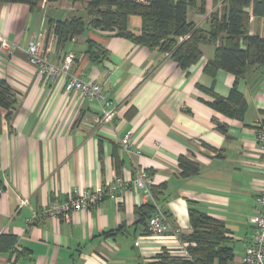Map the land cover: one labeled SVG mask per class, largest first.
I'll list each match as a JSON object with an SVG mask.
<instances>
[{
	"label": "crops",
	"instance_id": "obj_1",
	"mask_svg": "<svg viewBox=\"0 0 264 264\" xmlns=\"http://www.w3.org/2000/svg\"><path fill=\"white\" fill-rule=\"evenodd\" d=\"M221 7V0H206L205 11L190 9L189 18L209 28ZM85 13V4L73 0H42L35 7L0 2V79L17 94L11 118L3 111L0 124V235L18 237L14 249L0 252V264H150L166 250L183 255L184 237L193 232L192 205L226 224L235 253L230 264H243L264 188L257 141L264 66L239 81L248 108L243 119L231 117L210 103L215 94L227 97L236 80L227 70H206L216 43L202 44L200 58L186 69L171 54L115 31L90 27L58 43L51 21ZM141 26V17L131 16L130 29L139 33ZM249 31L264 37V16L251 14ZM31 39L50 48L58 67L74 53L72 73L100 83L104 99L68 92L65 75L42 72L26 50ZM89 41L106 48L107 57L92 60ZM107 101L114 115L98 121ZM128 133L130 151L122 144ZM182 157L196 162L198 172L183 174ZM143 169L161 185V205L178 234L146 230L137 213L144 194L133 184ZM116 176L131 185L120 199L106 196L89 211L35 218L50 202Z\"/></svg>",
	"mask_w": 264,
	"mask_h": 264
},
{
	"label": "trees",
	"instance_id": "obj_2",
	"mask_svg": "<svg viewBox=\"0 0 264 264\" xmlns=\"http://www.w3.org/2000/svg\"><path fill=\"white\" fill-rule=\"evenodd\" d=\"M40 1L42 0H0L28 3L31 7H35ZM73 1L83 2L86 13L51 21V28L58 36L60 44L82 34L90 27L115 31L133 38L138 44L159 48L171 54L178 64L186 69L200 58L202 44L216 43V54L209 60L206 70L214 74L217 69H224L233 73L236 80L227 97L215 94L210 103L231 117L244 118L248 101L239 90L238 84L254 66H264V37L249 31L251 14L264 16V0H221L222 7L212 13L209 28L197 27L196 22L189 18L190 9L205 11L206 0ZM134 15L142 19L139 33L129 27L130 18ZM87 52L94 61H101L108 54L106 48L94 41H89ZM16 101V92L6 80L0 79V124L3 111L5 117L11 118ZM219 128L226 130L224 125H219ZM257 128L264 129V119L260 120ZM181 165L185 175L194 174L199 170L196 162L185 157L181 158ZM151 189L161 203L164 192L161 185L153 184ZM153 210L154 204L151 202L143 203L137 209V213L144 217L149 233L148 222ZM189 213L193 232L184 237V240L188 241L186 253L174 255L166 250L157 255L150 264H230L235 253L226 224L194 205L190 206ZM107 234H114V230L108 231ZM17 242L16 235L1 234L0 252L14 249Z\"/></svg>",
	"mask_w": 264,
	"mask_h": 264
},
{
	"label": "built area",
	"instance_id": "obj_3",
	"mask_svg": "<svg viewBox=\"0 0 264 264\" xmlns=\"http://www.w3.org/2000/svg\"><path fill=\"white\" fill-rule=\"evenodd\" d=\"M30 61L36 65L42 72L51 76L59 74L66 77V91H80L84 97L89 100L102 101L105 97L104 89L100 83L84 80L80 75L72 73V67L75 54L69 52L66 54L61 67L56 66L50 59V48L46 47L41 40L31 39L26 47ZM109 105L107 101L102 118L98 121L111 120L113 111L106 110ZM257 141L264 157V129L257 130ZM122 144L127 151L131 150V133L125 135ZM133 184L143 191L144 203L154 204L152 216L148 222L150 233L159 235L169 231L178 234L180 229L172 225L169 214L164 210L161 203L155 198L151 185H153V176L147 169L138 172ZM131 186L126 179L116 176L114 179L94 188L83 189L79 192H72L66 200H54L35 215L36 219L45 217L60 218L73 211H89L92 207L99 204L106 196L120 199V191L126 190ZM253 232L249 243L246 246L245 253L242 256L243 264H264V188L258 198V207L251 218Z\"/></svg>",
	"mask_w": 264,
	"mask_h": 264
},
{
	"label": "rangeland",
	"instance_id": "obj_4",
	"mask_svg": "<svg viewBox=\"0 0 264 264\" xmlns=\"http://www.w3.org/2000/svg\"><path fill=\"white\" fill-rule=\"evenodd\" d=\"M83 4V2H81ZM221 6H222V1H221Z\"/></svg>",
	"mask_w": 264,
	"mask_h": 264
}]
</instances>
